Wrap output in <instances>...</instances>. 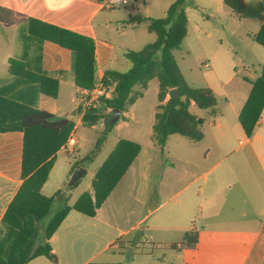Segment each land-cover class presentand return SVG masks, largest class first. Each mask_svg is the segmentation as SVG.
Wrapping results in <instances>:
<instances>
[{
  "label": "crops",
  "instance_id": "crops-1",
  "mask_svg": "<svg viewBox=\"0 0 264 264\" xmlns=\"http://www.w3.org/2000/svg\"><path fill=\"white\" fill-rule=\"evenodd\" d=\"M102 1L0 0V47L7 49L1 58L0 76L8 79L0 82V86H7L12 94L21 90L13 86L8 70L10 58L21 60L30 70L57 80V97L40 95L36 107L56 118L71 117L75 133L80 115L77 104L72 108L79 89L73 84L74 55L52 40L51 27L93 40L95 85L100 83L105 70L125 72L130 68L125 53L140 50L142 30L148 31L144 23H127L139 15L122 12L117 7V11L103 8ZM172 1L165 2L164 7L156 1L155 8L159 7L160 14H153L145 7L140 17L159 18ZM213 6L214 11L221 12L225 5L223 0H215V4L211 0L209 3L186 0L187 34L191 18L197 19L190 9H213ZM132 7L130 4L123 10L129 11ZM223 14L231 25L233 20L240 22L235 24L246 20L236 18L229 9ZM212 15L210 11L207 17H202L201 26ZM259 26L260 22L255 32H247L248 38ZM238 28L240 25L235 26V30ZM227 73L226 82H229L236 71ZM238 94L245 100L248 96L241 89ZM223 96L229 99L224 90ZM61 97L66 101L57 105ZM74 110L75 116H70ZM127 116V110L121 112L118 120ZM130 117L135 116L132 113ZM237 117L215 119L209 123L207 136L203 135L196 143L183 142L179 135H170L162 148L152 138L151 129L150 138L155 147L151 149L149 161L144 163L145 168L141 167L138 154L95 215L89 217L91 221L79 212L70 211L48 239L56 264H264V109L250 135L244 133ZM22 149L21 131L0 132V250L3 253L14 240L3 218L23 183ZM48 180L49 173L40 189L46 197L61 190L44 194ZM90 184L91 181L86 184V191L91 192ZM172 187H180L176 194L184 192V195L168 207L165 205L170 197L151 207L155 191L162 195ZM90 226L93 230H86L84 236L78 234ZM99 239L104 241L101 247L97 246ZM111 246L117 249L107 253ZM27 247L32 252L36 244L33 242ZM24 264L48 263L44 256H38Z\"/></svg>",
  "mask_w": 264,
  "mask_h": 264
},
{
  "label": "trees",
  "instance_id": "trees-1",
  "mask_svg": "<svg viewBox=\"0 0 264 264\" xmlns=\"http://www.w3.org/2000/svg\"><path fill=\"white\" fill-rule=\"evenodd\" d=\"M186 0H173L159 18L133 16L128 24L144 23L155 40L140 50L125 53L131 66L125 72L105 70L100 83L104 90L111 89L109 98H100L94 109L87 110L81 117L83 126L91 127L101 118L106 108L111 111L104 116L105 129L97 139L94 149L74 163L85 168L92 162L107 131L116 125L107 124L112 110L124 112L142 96V91L153 79L157 80V112L152 124V138L163 147L170 135H180L191 141L203 137L202 119L192 109L208 110L209 116L216 117L217 102L211 89L189 86L183 77L173 51L178 49L187 35V16L184 10ZM223 4L238 19H254L260 22L258 31L249 38L264 47V0H223ZM52 40L74 55L73 84L79 89H93L94 44L93 40L65 29L51 27ZM9 73L15 78L13 86L21 88L17 94L7 87L0 90V132L21 131L23 149L21 177L23 183L9 205L3 223L13 234L11 246L6 253L0 250V264H24L29 259L45 256L56 264V258L47 243L67 214L74 210L86 216H94L96 210L107 199L111 190L134 162L139 153V145L132 140H119L104 163L95 171L91 180V192L84 191L73 206L63 191L57 190L51 196L41 194V186L46 182L51 162L56 152L66 141L74 127L71 117L56 118L51 113L36 107L40 95L57 97V80L32 71L21 60H8ZM250 91L238 115V122L246 135H250L261 110L264 109V68L261 74L250 81ZM171 88L178 90L169 111L166 95ZM85 174V173H84ZM79 180L69 186L74 187ZM55 202L57 208H53ZM188 243V236L184 238ZM36 247L31 252L30 246ZM191 241L189 243H192ZM28 248V251L25 249Z\"/></svg>",
  "mask_w": 264,
  "mask_h": 264
},
{
  "label": "rangeland",
  "instance_id": "rangeland-1",
  "mask_svg": "<svg viewBox=\"0 0 264 264\" xmlns=\"http://www.w3.org/2000/svg\"><path fill=\"white\" fill-rule=\"evenodd\" d=\"M156 1H160V5L164 7L165 2L168 0H137L135 3L131 1L130 3L133 7L132 9H129V11H127V9L123 10L125 7L117 8L122 12H130L131 15H139V17L144 15L145 7H148L149 12H153V14H160V11H158L159 7L155 8L157 5ZM188 1L193 3L197 0ZM203 1L207 3L210 2V0ZM211 2L212 4H215V0H211ZM117 8H115V10H109L117 11ZM214 10V6L213 9H209L208 7L201 10L197 9L196 11L190 9L189 12H193L197 16V19L193 20V18H191L188 34L182 40L179 48L173 51L177 65L189 86L194 88L206 87L213 89V94L217 102L216 110L218 114L216 117L213 118L209 116L208 110H199L195 107L192 109V111L203 121L201 131L204 136H207L209 132V123H212L215 119L234 120L235 116L237 117L239 115L246 100L241 99L238 92L241 89L244 94H248L251 86L250 81L254 80L257 74L261 73L262 68H264V47L251 41L247 36V32L253 33L257 30L259 21L247 18L244 20L243 24H235L240 22L233 20L231 25L230 20L223 14V11H228L226 6H222L221 12H216ZM210 11L213 12V17H208V20L205 23H202L201 26L200 19L202 17H207V14H209ZM163 15L164 14L162 13L160 16L162 17ZM197 25L198 29H196ZM237 25H240V28L235 30V26ZM237 30L239 31L236 32ZM233 31L234 33L231 35ZM142 33H144V36L140 39V46L142 47L144 46L143 44H146L147 42L150 43V41L155 39L154 33L146 30H142ZM6 51V48L0 47V65L1 58ZM231 68L233 71H236V75L233 77V80L226 82V79L228 78L227 72H231ZM0 77V82L8 81V79H6L7 77H4V79L3 75ZM11 77L13 80L15 79L13 76ZM12 79L9 81H12ZM6 87L0 86V90ZM157 90V80L153 79L142 91V96L132 105L128 106L127 118H120L117 124L107 131L92 162L86 166L85 174L79 179L78 184L69 188V175H71L70 172L74 167V163L79 157L89 154L94 149L97 139L102 136L103 130L105 129L103 118L107 115V112L101 111L103 116L96 124L92 125L95 126L94 128L83 126L80 118V124L76 130L78 137V153L77 155H69L60 149L56 152L51 162L49 180L43 193L47 195L55 189L65 190L67 193L63 192V195H66L68 198V205L73 206L78 197L86 191V184L91 181L92 174L104 163L119 140H134L138 143L140 148V153H138L139 161L141 167L145 168L144 163L149 161L150 152L152 151L151 149L155 147L152 146L155 144H152L154 141L150 138V135L151 127L154 122V113L156 112L155 106L158 103ZM223 90L226 92L229 99L223 96ZM109 92L111 95V89H109ZM64 100L66 101V98L64 99L61 97V99L58 100L57 105L61 104ZM75 104H77L76 106L78 107V101L74 103L72 108L76 107ZM80 113V109L78 108V116ZM132 113L135 116L134 118L130 117ZM177 137H180L183 142L187 141L190 143H196L195 141H191L180 135ZM167 147H169L168 144ZM190 152L191 151H187L186 153ZM151 160L153 162L154 158L151 157ZM147 169H149L148 166ZM148 172L150 173V170H148ZM179 188L180 187H172L165 189L162 192V195H157L155 191L151 198V207L169 197L170 199L167 201L165 207L172 205L184 195V192L176 194ZM57 207L58 203L55 202L53 208ZM84 216L87 217V221H91L89 218L90 216ZM88 229L93 230L90 226L89 228L78 231V234L84 236V232ZM103 242L104 241L100 242L99 239L97 246H103ZM109 249L110 250H108L107 253H110V251H114L117 248L111 246ZM45 258L48 264H53L49 258Z\"/></svg>",
  "mask_w": 264,
  "mask_h": 264
},
{
  "label": "built area",
  "instance_id": "built-area-1",
  "mask_svg": "<svg viewBox=\"0 0 264 264\" xmlns=\"http://www.w3.org/2000/svg\"><path fill=\"white\" fill-rule=\"evenodd\" d=\"M135 2V0H103L101 6L106 9H112L116 7H125L130 5V2ZM109 98L110 92L104 90L101 83L94 85L93 89H78L76 99L78 101V108L80 109L81 116L90 109H94L98 105V100L100 98ZM77 135L75 133V127L70 131L66 141L60 147V150L64 151L66 154H75L77 150Z\"/></svg>",
  "mask_w": 264,
  "mask_h": 264
},
{
  "label": "water",
  "instance_id": "water-1",
  "mask_svg": "<svg viewBox=\"0 0 264 264\" xmlns=\"http://www.w3.org/2000/svg\"><path fill=\"white\" fill-rule=\"evenodd\" d=\"M167 95H168V107H169V111H170L173 107V100L178 97V90L176 88H171V89H169ZM75 111L76 110H74L70 114V116L74 117ZM120 115H121L120 110H116V109L112 110V113L108 119L107 124L109 126H112L113 123L118 119V117ZM84 173H85V169L83 167L76 166L70 175V178L68 181V186H72L73 184H75L83 176Z\"/></svg>",
  "mask_w": 264,
  "mask_h": 264
}]
</instances>
